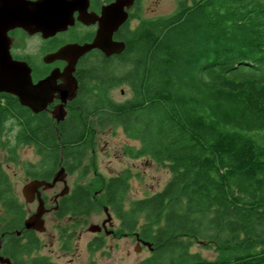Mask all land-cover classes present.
I'll list each match as a JSON object with an SVG mask.
<instances>
[{
    "label": "trees",
    "instance_id": "obj_1",
    "mask_svg": "<svg viewBox=\"0 0 264 264\" xmlns=\"http://www.w3.org/2000/svg\"><path fill=\"white\" fill-rule=\"evenodd\" d=\"M123 39L121 55L78 75L80 107L58 123L0 92L4 161L18 163L17 149L30 145L38 162L22 165L29 177L48 179L59 163L72 172L94 125L119 126L138 142L124 153L158 162L169 179L138 199L128 198L129 169L99 181V193L75 184L56 218L75 227L106 206L115 235L150 244L135 264H264V0H181ZM119 84L130 96L114 101L108 91ZM25 214L0 161V253L13 264H56L35 254L40 242L23 228ZM66 229L61 248L70 250L74 231ZM193 241L213 257L192 250ZM103 246L101 237L88 244L90 252Z\"/></svg>",
    "mask_w": 264,
    "mask_h": 264
},
{
    "label": "rangeland",
    "instance_id": "obj_2",
    "mask_svg": "<svg viewBox=\"0 0 264 264\" xmlns=\"http://www.w3.org/2000/svg\"><path fill=\"white\" fill-rule=\"evenodd\" d=\"M179 1L181 0H140V9L138 10L140 18L145 20L152 16L170 14L176 10ZM183 1L190 4L192 0ZM108 94L114 101H123L130 96V90L127 85L119 84L111 87ZM129 146L136 147L138 142L128 139L119 126L94 125L89 135L86 157L82 162V166H87L88 170L82 173L80 169L68 175L66 177L68 186L79 184L93 193H99V181L129 169L132 174L129 180V199L142 198L159 191L169 179L170 173L149 157H129L124 153L125 148ZM3 153L4 151L0 150V161L8 173L16 195L24 203L25 217H27L34 212L36 202L25 203L21 195V187L29 180L22 167L26 161L37 162L38 155L30 145L17 149L18 163L5 162ZM61 188L62 185L57 184L54 189L47 190L45 194L49 196L53 191H58ZM45 205L48 206L47 201ZM108 212L112 216V220L111 225H107L106 228L111 233L103 234L104 246L93 252H90L87 246L93 233L87 231L86 227L90 224H99L105 219L103 207H98L92 212L85 227H73L66 218L57 220L54 219L52 212L46 214L44 216V232L36 233L40 248L35 254L47 255L56 264H135L149 255L148 247L140 243L135 235H126L124 232L121 236L114 234L118 231V220L110 211ZM62 228L74 231L69 251L60 246V239L63 235ZM191 249L204 257H213V250L202 246L197 241H193Z\"/></svg>",
    "mask_w": 264,
    "mask_h": 264
},
{
    "label": "flooded vegetation",
    "instance_id": "obj_3",
    "mask_svg": "<svg viewBox=\"0 0 264 264\" xmlns=\"http://www.w3.org/2000/svg\"><path fill=\"white\" fill-rule=\"evenodd\" d=\"M12 1L14 0H0V10L5 11V13L8 15L11 8H16V5L13 4ZM19 1H29L35 3L41 0H19ZM115 1L116 0H43V4L45 5L46 8H48L49 4L54 7L52 8L53 10L58 7L59 8L63 7L62 9L58 10L60 11V14L57 16L58 22H55L57 24L56 26L57 29L49 28L50 23L54 22L46 16L49 13V11L46 13H43L42 10L40 12H36V11L34 12L35 9H33L32 15L31 16L29 15L30 18L27 26H23L20 23L19 24L15 23L13 26H10L6 21L11 20L10 19L11 17L0 15V46L6 47L10 56L14 60L23 61L30 67L31 79L32 82L35 83L38 80L46 77L53 69H58L61 72L67 64V61L63 59H55L50 62H47L45 60L46 55L52 54L62 47L72 46L76 44L83 45V44L91 43L94 40L101 24L106 23V20L103 19V16L105 14L104 9H107V7L111 6V4ZM139 2L140 0H134L129 5V7L124 6V11L127 14L126 18L125 20L122 21L121 24L118 25L116 30L112 33L111 36L112 41L125 42L123 39L125 37V32L134 29L143 22L144 19L140 18V13L138 12V10L140 9ZM20 11H21V7L18 5V12ZM121 53L122 52L118 54L113 53L111 55L106 56L100 49L92 48L91 50H89L88 52L77 58L74 65V69L72 71V75L76 80V91L74 97L71 100H67L65 103L66 116L68 110L74 108L79 109L80 107L79 104H74L73 102L76 100L77 95L80 94V92L84 89L81 88L79 84L78 75L82 74V72L86 68L85 66L89 62L95 61L98 58L109 59L113 57H118L119 55H121ZM61 82H62L61 79L59 78L56 79V84H60ZM56 95H57L56 93L53 94L51 102L48 103L46 109L43 110L45 113L49 114L50 117H51L50 114L51 110L54 108L55 105L61 102V100ZM86 153L84 154V157L82 158L79 167H77L72 172H69L66 166H63L60 163L57 166L56 170L59 168V166H62L66 172V177L80 169L82 173L86 172L88 170L87 166L85 165L82 166V162L86 157ZM26 162L29 164L30 163L37 164L38 160L37 162H31V161H26ZM56 170L51 173L48 179L45 180H50L53 177ZM26 176L29 179L26 182L32 179H44L42 177L31 178L28 175ZM57 184L62 185V188L60 190L53 191L52 194L49 196L45 194L47 190L54 189ZM73 186L72 185L70 187L68 186L67 192L57 197L55 196L58 195L64 189V185L62 182H57L51 189L40 191V196L44 200V205L46 201L48 203V206L45 205V207L50 209V211L44 213L43 219L44 216L48 213L52 212L54 214L56 209H53V207L57 208V205H59L61 199H63L64 197L70 194ZM32 202H36V206H37L36 200ZM88 217L84 219V224L79 223L78 225L75 226L85 227V225L87 224ZM64 218L69 220L70 223H75L69 217H64ZM54 219L58 220L59 218H56V216L54 215ZM104 220L105 219H103L99 224H97L99 226L97 231L91 232L93 233V236L92 239H90L87 244L92 242L95 237H101L103 239V234L107 235L108 233H111L108 232V229L106 228L108 224L107 223L103 224ZM88 227H86L87 231H89ZM32 231L34 233H37L34 230ZM66 239L67 236L65 235V233H63L60 239V246H63V244L66 242Z\"/></svg>",
    "mask_w": 264,
    "mask_h": 264
},
{
    "label": "water",
    "instance_id": "obj_4",
    "mask_svg": "<svg viewBox=\"0 0 264 264\" xmlns=\"http://www.w3.org/2000/svg\"><path fill=\"white\" fill-rule=\"evenodd\" d=\"M132 1L134 0H116L111 6H108L107 9H104L105 14L103 19L106 20V23L101 24L91 43L62 47L56 52L46 55L45 60L47 62L55 59H63L67 61V64L61 72L58 69H53L46 77L35 83L32 82L31 79L30 67L23 61L14 60L10 56L7 48L0 46V92L15 96L20 105L27 107L33 113L45 110L47 104L51 102L53 94L56 93V96L61 102L54 106L50 114L56 123L64 120L66 116L65 103L67 100H71L74 97L76 91V80L72 75V71L77 58L92 48L100 49L106 56L113 53L118 54L123 51L125 46L124 42L112 41L111 36L118 25L126 18L127 14L124 11V6L129 7ZM12 3L16 5V8H11L8 15L5 11L0 10L1 16L11 17V20L6 21L8 25L13 26L15 23H20L23 26H27L33 9H35L34 12H40L42 10L43 13H46L49 11L46 16L54 21L50 23L49 28L57 29V24L55 22H58L57 16L60 14L58 10L63 7H58L53 10L52 8L54 7L49 4L48 8H46L43 4V0L35 3L14 0ZM18 5L21 7L20 12H18ZM58 78L62 81L60 84H56V79ZM57 182H62L64 189L55 197L63 195L68 190L66 172L62 166H59L50 180L32 179L23 184L21 187V195L24 202L31 203L34 200L37 201L34 212L23 219L22 223L25 230L44 232L45 224L43 215L50 211V209L45 207L44 200L40 196V191L51 189ZM53 209H56V207H53ZM107 209L108 208L104 206L103 210L106 218L103 224L107 223L111 225L112 216ZM98 228L99 226L97 224H90L88 230L90 232H95ZM16 234H20V231H16ZM141 243L148 248L150 247L148 242L142 241ZM0 264L13 263L9 257L0 253Z\"/></svg>",
    "mask_w": 264,
    "mask_h": 264
}]
</instances>
